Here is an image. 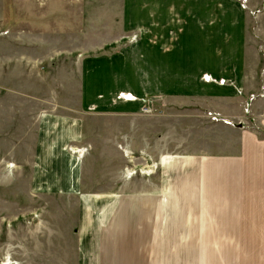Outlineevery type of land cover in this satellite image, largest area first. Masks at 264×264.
Segmentation results:
<instances>
[{"label": "rangeland", "instance_id": "374dc122", "mask_svg": "<svg viewBox=\"0 0 264 264\" xmlns=\"http://www.w3.org/2000/svg\"><path fill=\"white\" fill-rule=\"evenodd\" d=\"M256 4L0 0V264H264L263 245L221 239L218 207L202 232L209 163L237 155L241 131L173 108L240 103L257 129Z\"/></svg>", "mask_w": 264, "mask_h": 264}, {"label": "crops", "instance_id": "0c3cea01", "mask_svg": "<svg viewBox=\"0 0 264 264\" xmlns=\"http://www.w3.org/2000/svg\"><path fill=\"white\" fill-rule=\"evenodd\" d=\"M9 2L12 3V0H9ZM26 5L27 7L33 6L34 2H29ZM254 8L259 10L258 15L262 14L264 12V0H257V4ZM109 27L112 28L110 24ZM262 27H264V23H262ZM120 37L121 36L117 37L113 42ZM253 37L251 36V38ZM252 49L256 57L253 73L255 80L253 81V89L243 94L246 97L256 93L259 86L256 76L261 52L259 53V49L254 46V41ZM260 96L262 97L263 95ZM26 99L34 102L36 100L30 96L26 97ZM173 108L177 111H180V108L186 109L188 111L200 113L201 115H205L207 112H215L219 114V123L223 125L232 124L236 130L241 131L242 135V140L237 142L238 156L235 155L231 156L232 158L225 159L220 158L219 163L221 166L218 171L213 168L214 165H212V163H209L211 168L207 177L203 179L205 194L203 195L202 211L204 215L208 214L206 225H204L202 229L203 236H210L208 234V228L206 232V226L211 223L212 220H215L212 216L213 213L211 209L218 207L220 223L223 224L222 228L227 231H233L229 233V236L226 234L224 238H221L222 240H226V244L237 246L244 245L247 247L264 246V99L257 100V98H253L250 101V117L252 118L253 124L255 123L257 126L255 131H252L253 128H245L244 124L248 117L243 113L244 108L240 103L237 106V112L221 111L213 105H207L206 102H194L180 105L174 104ZM129 157L128 155L127 158ZM238 157L241 159H238ZM160 158H164V156ZM168 160L169 159H166L165 163H167ZM215 161L218 162L217 160ZM165 163L159 159L160 165ZM9 164L11 165L12 163ZM230 166H236L237 169H232ZM13 167L14 165L9 168ZM149 171L151 172V170ZM144 172L146 171L141 170L139 173L144 174ZM131 173L130 176L135 174V172L132 171ZM208 205L212 207L210 208L209 206V208H206ZM203 219L205 220V218ZM249 251L252 252L250 249ZM245 256L246 257L243 258H236V263L246 262L254 264L259 260V258H256L259 256L258 252L256 255L253 254L249 256V254H247Z\"/></svg>", "mask_w": 264, "mask_h": 264}, {"label": "bare ground", "instance_id": "6f19581e", "mask_svg": "<svg viewBox=\"0 0 264 264\" xmlns=\"http://www.w3.org/2000/svg\"><path fill=\"white\" fill-rule=\"evenodd\" d=\"M83 152H84V150H78V149H76V148H72V149H71V153H72V154H77V153H78V156L76 157V160H75V161L77 162V164L80 162V161H79V157H80V156H81V157L84 156V154H82ZM80 153H81V154H80ZM164 158H165V159H164ZM164 158H160V159L162 160L163 163H165V161H166V159H167L166 157H164ZM145 173H151V172H150V171H149V172L146 171V172H144V174H145Z\"/></svg>", "mask_w": 264, "mask_h": 264}, {"label": "built area", "instance_id": "2783aa9c", "mask_svg": "<svg viewBox=\"0 0 264 264\" xmlns=\"http://www.w3.org/2000/svg\"><path fill=\"white\" fill-rule=\"evenodd\" d=\"M206 114H207L209 117H211L212 119H213V118H216V116L219 117L218 114L215 113V115H216V116H215V115H213L212 112H207Z\"/></svg>", "mask_w": 264, "mask_h": 264}]
</instances>
